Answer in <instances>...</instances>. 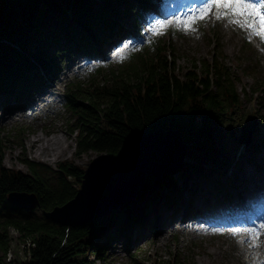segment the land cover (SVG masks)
Wrapping results in <instances>:
<instances>
[{"label":"trees","instance_id":"obj_1","mask_svg":"<svg viewBox=\"0 0 264 264\" xmlns=\"http://www.w3.org/2000/svg\"><path fill=\"white\" fill-rule=\"evenodd\" d=\"M93 2L0 0V98L17 94L19 84L25 87L30 83L28 77L40 76L38 66L47 73L52 70L55 57L52 47L64 38L72 39L65 35L67 25L61 22L71 18L73 10V17L81 23V28L89 29L95 25L102 28L100 33L91 34L98 35L101 40L108 27L123 16H131L136 4L131 0H103L97 7H91ZM81 5L84 9L79 7ZM53 19L61 26L49 31L48 24ZM72 22L70 20V25ZM66 30L72 31V28ZM90 32L83 30L80 34L86 35L77 38L83 42ZM73 35H77L75 30ZM215 42L212 60L205 59L199 65L193 61L192 69L187 71L177 72V57L173 52L170 57L165 54V49L157 48L155 55L134 54L136 62L131 65L132 75L115 74L116 70L112 69L111 78H105L101 83L102 70L99 69L87 81L72 83L65 94V105L73 116L68 127L77 135L76 154L95 151L116 157L128 139L138 132L176 129L193 148V157L189 158L193 162L192 171L220 188L224 183L218 177L226 165L221 153L226 147L219 148L217 141L225 137L221 133L222 127L232 132L228 116H233L242 97L237 78L225 61L223 47L219 40ZM82 50L85 49L82 47ZM259 86L261 82L256 80L252 88ZM260 100H264V95ZM261 103L264 108V102ZM1 131L0 264H93L85 257L88 250L97 254L98 259H104L105 247L93 239L98 238L101 230L108 231L111 220L106 223V215L85 225L67 227L46 219L43 214L33 216L31 211L8 201L12 192H29L40 200L41 209L38 210L41 212L63 206L76 197L84 171L73 162H60L57 168H52L27 157L21 159L29 169L27 173L8 168L4 165L6 147ZM20 132L23 128L17 130V134ZM206 164L210 169H206ZM178 186L175 176L163 175L153 180L140 198L122 204L117 210L124 214L129 224L137 205L135 218L149 220L150 213L156 208L149 209L148 206L155 204L158 207L165 195L166 203L171 204L175 214L181 208L176 198V194H180ZM187 186L185 184V188ZM191 191L193 195L197 193L196 189ZM121 226L117 223L116 227ZM11 232H16L17 240L25 243V260H7L13 242ZM118 233L124 234L123 227ZM164 264L186 263L174 257Z\"/></svg>","mask_w":264,"mask_h":264},{"label":"rangeland","instance_id":"obj_2","mask_svg":"<svg viewBox=\"0 0 264 264\" xmlns=\"http://www.w3.org/2000/svg\"><path fill=\"white\" fill-rule=\"evenodd\" d=\"M162 6L166 7L165 4ZM217 11L213 7L205 17L200 18V13L197 19L192 20L191 23L185 19L174 24L167 21L158 27L154 33H151L152 30L150 29L152 28H149L147 34L143 33L142 41L128 50L118 52L111 60H109L110 56L103 59L98 67L102 66L103 68L100 80L111 78L110 71L112 69L116 70L115 74L132 75L133 66L131 65L132 62H136V58L129 57V53L144 49L142 53L155 55L157 48H159L165 49L167 56L171 57L173 52L174 56L177 57V72L182 69L187 71L192 69L193 61L199 65L205 59L212 60L214 55L213 41L218 39L224 49L227 65L239 78L237 84L242 97V101L233 116H228L233 131H227L222 127L221 133L225 137L217 141L219 148L226 147L221 153V159L226 165L220 178L227 181L231 188H229L228 193H224V191L216 190L215 187L210 186L214 191L213 196L215 198L205 189V179H199L203 176L198 177V174H194L196 176L195 181L192 178L189 183L193 182L196 189L200 188V193H197V196L194 195V200H197L196 204L198 205L197 222L179 224L183 220L179 217V222L167 218L168 220L161 222L159 228L156 229V223L150 226L146 224V228L135 233L134 242H132L131 237H128L131 233L130 228L126 232V237L116 239H114L112 231L109 233L107 229L101 230L98 238L93 239V241L105 244V236L109 233L110 248L104 259H98L97 254H93L91 250L86 251L85 257L93 264H164L174 257L186 264H264V229L253 235L250 241H245L250 235H240L242 232L239 233L235 229L208 231L202 227L206 224L207 218L220 216L233 218L236 214H231L228 209L235 208L236 211L240 212L244 210L243 207L251 209L252 204L258 202L257 200L264 202V147H260L261 152L254 149L256 143H261V140L264 139V108L261 103L264 100H260V96L264 95V39L247 29H242L237 24L231 23L228 17L217 19ZM127 21L125 19L121 22L130 26ZM63 53L54 81H48L44 87L49 90L47 96H41L40 99H37L39 96L36 92L32 95V98L38 100V104L43 107L40 112H19L11 108V105L5 106L0 103V129L6 147L4 165L8 168L27 173L29 169L21 162L22 158L27 157L29 160L45 163L52 168H57L60 162H73L75 166L85 172L93 160L105 155V153L95 151L81 155L76 154L77 135L72 134L68 127V121L73 116L59 102V97L63 95L66 84L72 79L87 81L91 73L95 72L98 67L90 69L92 63L88 65L86 62H82V67L86 66L87 68L80 70L79 64L85 59L72 52L67 44L64 46ZM71 55L78 58L74 65L70 61ZM96 76L97 78L100 77L98 74ZM256 80L263 82V85L257 87L253 96L251 87ZM246 91L248 93H245ZM6 110L11 111V114L4 117ZM250 113L257 115L261 124L253 135L252 144L244 146L238 142L241 131L240 125L243 123H239V119L242 115L245 118ZM22 128L23 132L17 134V130ZM55 135L65 138L60 140L63 143V153L61 152L52 158L37 155L36 149L40 141H34L35 138L39 136L50 138ZM217 136L219 137V135ZM186 146V157L180 171L187 169L188 172H191L193 162L189 158L193 157L194 152L192 146L189 144ZM241 153L243 154L242 164L238 162ZM208 164H206V169H210ZM246 169L247 173L242 178ZM235 176H239L240 181H234ZM237 202H241L242 207L239 205L236 207ZM120 206H115L113 210L107 212V214L113 215L115 221L119 217L117 216V212H119L117 209ZM0 210L2 209L0 208ZM31 213L33 216L42 215L38 209L31 211ZM242 219L246 218L242 217ZM111 227L116 230L113 224ZM11 233L13 235L11 246L13 254L16 258L24 259L22 242L17 240L16 232ZM128 241L129 243H127Z\"/></svg>","mask_w":264,"mask_h":264},{"label":"water","instance_id":"obj_3","mask_svg":"<svg viewBox=\"0 0 264 264\" xmlns=\"http://www.w3.org/2000/svg\"><path fill=\"white\" fill-rule=\"evenodd\" d=\"M257 126L258 118L249 115L239 142L249 144ZM187 144L176 129L138 132L128 139L118 156L105 154L90 163L74 199L52 210H42V214L67 227L98 220L112 207L141 196L156 178L175 176L183 166ZM8 201L27 211L41 209L34 193L12 192Z\"/></svg>","mask_w":264,"mask_h":264},{"label":"snow or ice","instance_id":"obj_4","mask_svg":"<svg viewBox=\"0 0 264 264\" xmlns=\"http://www.w3.org/2000/svg\"><path fill=\"white\" fill-rule=\"evenodd\" d=\"M212 7L218 10L217 19L228 17L231 23L264 39V0L261 3H255L254 0H208L201 10L200 18L205 17ZM195 19L197 17L190 18L188 23Z\"/></svg>","mask_w":264,"mask_h":264},{"label":"bare ground","instance_id":"obj_5","mask_svg":"<svg viewBox=\"0 0 264 264\" xmlns=\"http://www.w3.org/2000/svg\"><path fill=\"white\" fill-rule=\"evenodd\" d=\"M146 8H148V7H146ZM149 10H147V11H149ZM147 11H146V13L148 14V17L153 16L152 15L153 13L149 14ZM80 25H81V23H79L78 21L74 23V28L73 29L76 31L77 35H86V34H80V32H82L83 30L92 31V32L87 34V35H91L92 33H100V29H102V28H100V27H98L96 25L94 27H92V28H89V29L81 28ZM132 25H133L134 28H136V26H138L137 23H132ZM136 31H138V29ZM96 36H98V35H96ZM118 36H119V34H118ZM121 37L129 42L128 38H130V35H124L123 34ZM133 41H134V39H133ZM121 46H122V44H121ZM77 60H78L77 58H71L70 61L72 63H76ZM30 79H31L30 82L33 83V85L39 84V82L42 80L41 76H38V77L34 76V77L30 78ZM104 82H105V80H101V83H104ZM44 87L45 86H40V88L36 89V93L39 96V99L41 98V96L42 97L47 96V94L49 92V90L47 88H44ZM17 98H18V92L13 97V103H14V101ZM11 108H14V105H11ZM8 114H11V111L8 112V110H6V112L4 113V117H6ZM1 116L3 117V115H1ZM62 139H65V138L64 137L63 138L58 137L57 135H55L53 137H50V138H47V136L36 137L35 140L34 139L33 140L37 141V142L40 141V144L37 145V149H36L37 155L44 156L45 158H52V157L58 156V154H60L61 152L63 153V151H64V148L62 146L63 143L60 141ZM56 145H57V147H56ZM242 156H243V154L241 153L240 156H239V159H238V162L241 163V164H242ZM259 168H262V167L259 166ZM246 173H247V169L243 172L242 178L245 177ZM114 207H112V208H114ZM21 245L23 246L22 247V253L24 254L25 243H21ZM12 259L25 260L26 257L24 259L16 258L14 256V254H13L12 247H11V249L9 250V252L7 254V260L10 261Z\"/></svg>","mask_w":264,"mask_h":264}]
</instances>
